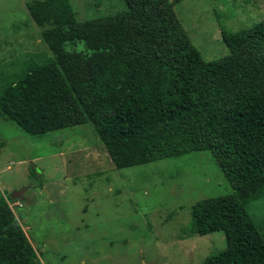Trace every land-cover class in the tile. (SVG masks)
<instances>
[{
    "label": "trees",
    "instance_id": "obj_1",
    "mask_svg": "<svg viewBox=\"0 0 264 264\" xmlns=\"http://www.w3.org/2000/svg\"><path fill=\"white\" fill-rule=\"evenodd\" d=\"M124 1V12L82 21L71 0L28 2L54 57L0 88V114L34 136L91 124L119 169L210 151L235 192L195 203L183 232L225 233L227 247L201 264H264L249 212L264 198V20L223 30L230 53L207 61L177 16L181 0ZM15 201L0 191V264H44Z\"/></svg>",
    "mask_w": 264,
    "mask_h": 264
},
{
    "label": "rangeland",
    "instance_id": "obj_2",
    "mask_svg": "<svg viewBox=\"0 0 264 264\" xmlns=\"http://www.w3.org/2000/svg\"><path fill=\"white\" fill-rule=\"evenodd\" d=\"M31 1L0 0V88L54 57L29 14ZM71 3L81 21L128 9L124 0ZM175 11L214 61L230 53L223 30L264 20V0H181ZM92 128L34 136L0 114V191L24 190L11 207L44 264H201L227 247L223 231L184 237L182 228L195 203L235 192L210 151L119 169ZM249 212L264 231V198Z\"/></svg>",
    "mask_w": 264,
    "mask_h": 264
},
{
    "label": "water",
    "instance_id": "obj_3",
    "mask_svg": "<svg viewBox=\"0 0 264 264\" xmlns=\"http://www.w3.org/2000/svg\"><path fill=\"white\" fill-rule=\"evenodd\" d=\"M23 191L24 190H20V191H16V192H14V193H12L11 195H10V197L12 198V199H14V200H22L23 198H24V193H23Z\"/></svg>",
    "mask_w": 264,
    "mask_h": 264
},
{
    "label": "crops",
    "instance_id": "obj_4",
    "mask_svg": "<svg viewBox=\"0 0 264 264\" xmlns=\"http://www.w3.org/2000/svg\"><path fill=\"white\" fill-rule=\"evenodd\" d=\"M184 233V236H186V233L185 232H183Z\"/></svg>",
    "mask_w": 264,
    "mask_h": 264
},
{
    "label": "clouds",
    "instance_id": "obj_5",
    "mask_svg": "<svg viewBox=\"0 0 264 264\" xmlns=\"http://www.w3.org/2000/svg\"><path fill=\"white\" fill-rule=\"evenodd\" d=\"M17 200V199H16ZM17 202V201H16ZM12 203H10V205H11ZM13 204H14V202H13Z\"/></svg>",
    "mask_w": 264,
    "mask_h": 264
}]
</instances>
